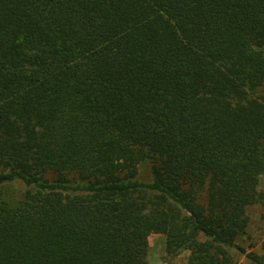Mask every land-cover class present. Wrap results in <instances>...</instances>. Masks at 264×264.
<instances>
[{
  "label": "trees",
  "instance_id": "obj_1",
  "mask_svg": "<svg viewBox=\"0 0 264 264\" xmlns=\"http://www.w3.org/2000/svg\"><path fill=\"white\" fill-rule=\"evenodd\" d=\"M262 86L264 0H0V264H238Z\"/></svg>",
  "mask_w": 264,
  "mask_h": 264
},
{
  "label": "rangeland",
  "instance_id": "obj_2",
  "mask_svg": "<svg viewBox=\"0 0 264 264\" xmlns=\"http://www.w3.org/2000/svg\"><path fill=\"white\" fill-rule=\"evenodd\" d=\"M260 93H264V86L259 89ZM139 177L142 179H150L149 162L144 161L139 164ZM49 176H51L49 174ZM25 186L20 181H14L8 186H4L6 194L16 199L22 194ZM258 190L262 193L260 202L250 204L247 207L249 217L246 233L236 240V247L231 250L238 264H244L246 253L254 251L263 258L264 262V174L260 176ZM141 240L147 244L148 255L147 264H185L188 250L181 251L177 256H165L164 243L165 237L160 233H150L141 237ZM243 250V251H242Z\"/></svg>",
  "mask_w": 264,
  "mask_h": 264
}]
</instances>
